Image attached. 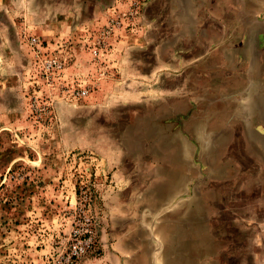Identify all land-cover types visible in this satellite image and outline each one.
<instances>
[{
	"label": "rangeland",
	"instance_id": "obj_1",
	"mask_svg": "<svg viewBox=\"0 0 264 264\" xmlns=\"http://www.w3.org/2000/svg\"><path fill=\"white\" fill-rule=\"evenodd\" d=\"M75 233L73 264H264V0H0V264Z\"/></svg>",
	"mask_w": 264,
	"mask_h": 264
},
{
	"label": "built area",
	"instance_id": "obj_2",
	"mask_svg": "<svg viewBox=\"0 0 264 264\" xmlns=\"http://www.w3.org/2000/svg\"><path fill=\"white\" fill-rule=\"evenodd\" d=\"M87 233V232H86ZM75 233L71 243L68 245L67 251L62 256L63 264H73L76 260L81 258L91 247L93 242L92 236L88 235L86 238L77 236Z\"/></svg>",
	"mask_w": 264,
	"mask_h": 264
}]
</instances>
